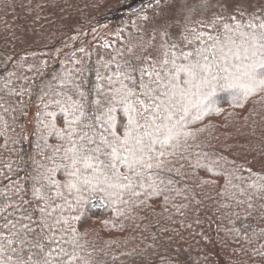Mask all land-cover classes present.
<instances>
[{
    "label": "snow or ice",
    "instance_id": "snow-or-ice-1",
    "mask_svg": "<svg viewBox=\"0 0 264 264\" xmlns=\"http://www.w3.org/2000/svg\"><path fill=\"white\" fill-rule=\"evenodd\" d=\"M135 15L94 63L80 47L54 75L27 56L0 74V264H215L217 246L264 264V0ZM220 93L251 131L221 137ZM93 208L108 239L84 228Z\"/></svg>",
    "mask_w": 264,
    "mask_h": 264
},
{
    "label": "trees",
    "instance_id": "trees-1",
    "mask_svg": "<svg viewBox=\"0 0 264 264\" xmlns=\"http://www.w3.org/2000/svg\"><path fill=\"white\" fill-rule=\"evenodd\" d=\"M129 2L130 0H0V62H2L0 63V74L8 76L9 72L16 69L17 62L22 57H28L25 68H27L28 64L34 62L39 64L47 58L45 53L41 51L32 52L30 48L22 46L21 40L24 37V35H22L23 30L24 34L47 35V38H44L45 46L49 48L50 45L48 44H52L54 45L52 49H54L55 46L57 47V42L61 37L75 33L78 30H84L89 26L101 25L112 20L117 21L118 19L128 21L132 24V21H135L137 18L135 13L138 10L127 14H119L118 12ZM145 4L143 6H145ZM51 9L56 12L55 16L51 13ZM125 34V31H123V36H121V33L109 36L92 47H87L92 51V60L89 61V63L95 62L97 51H104L100 45L109 40L115 45L117 44L115 38L117 36L123 38ZM54 37L56 43L53 39ZM70 56H72V54L64 59L53 58L52 61L47 62L48 74L54 75L55 72L61 70L62 67L67 64L68 57ZM29 75H31V73H29ZM231 101L232 97L227 93H220L216 98V104L224 110V114L220 116L213 114L211 122L217 125L218 133L221 137L228 133L235 135L236 128L248 132L251 131V127H255V125L251 124V121H249L250 126L242 127L244 121L241 120L240 117H244L245 120L248 119L250 115L248 109H236V119L232 120V117L229 115L233 112L230 106ZM251 115L253 120L260 122V117L258 115ZM257 136H259V130H257ZM229 143H235V141H229ZM239 143L247 145V141L242 138L239 139ZM253 143L258 144L257 138H253ZM248 160L251 162V166L257 171L264 167V157H257L253 160V156L249 155ZM92 213L96 214L93 215ZM104 215L102 210L97 212L95 208L90 209V218L84 225V228L94 229L105 239H108L105 235L108 230L103 229L100 223V219ZM112 231L115 232L116 230ZM124 235L127 236L128 233ZM117 238H119L118 235ZM133 243H140L138 235ZM144 243H148V241ZM131 247L132 245L129 244L128 248ZM184 247H186V245ZM159 251L161 256L169 255V250L160 249ZM176 251L177 249L175 246L170 250L172 255H175ZM209 255L215 264H224V262L228 260V255L219 246H217L215 250H210ZM153 258L159 259L160 257ZM195 258V252L190 256L185 253L182 257L184 264H192Z\"/></svg>",
    "mask_w": 264,
    "mask_h": 264
},
{
    "label": "rangeland",
    "instance_id": "rangeland-1",
    "mask_svg": "<svg viewBox=\"0 0 264 264\" xmlns=\"http://www.w3.org/2000/svg\"><path fill=\"white\" fill-rule=\"evenodd\" d=\"M145 3H147V0H130V2L118 12L119 14L131 13L140 9ZM51 13L54 16L56 15V12H54L52 9ZM122 30L125 31V36L129 34L130 30L135 31L131 23L118 19L117 21L112 20L101 25L89 26L84 30H78L75 33L67 34L58 40L57 47L55 46L54 49H52L54 47L52 44H48L50 45L49 48L45 46L44 38H47V35L24 34V30L22 31V35H24V37L22 38L21 43L23 47L30 48L32 52L41 51L45 53L47 56L45 60L50 62L53 60V58L64 59L67 56L73 54L74 51H76V55L79 56L80 53L78 49L80 47H92L109 36L120 34ZM81 31L86 34L78 36L77 33ZM72 37H76V39H72ZM53 39L55 41V37Z\"/></svg>",
    "mask_w": 264,
    "mask_h": 264
}]
</instances>
